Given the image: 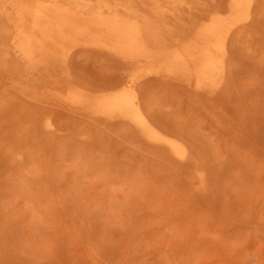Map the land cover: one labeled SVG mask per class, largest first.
I'll return each instance as SVG.
<instances>
[{"label": "rangeland", "instance_id": "1", "mask_svg": "<svg viewBox=\"0 0 264 264\" xmlns=\"http://www.w3.org/2000/svg\"><path fill=\"white\" fill-rule=\"evenodd\" d=\"M190 1L171 25L188 29L212 3L236 17L229 53L211 48L217 66L203 76L80 46L29 76L0 18V264H264V18L243 16L242 0ZM71 84L137 96L190 160L127 108L74 109L57 96Z\"/></svg>", "mask_w": 264, "mask_h": 264}, {"label": "bare ground", "instance_id": "2", "mask_svg": "<svg viewBox=\"0 0 264 264\" xmlns=\"http://www.w3.org/2000/svg\"><path fill=\"white\" fill-rule=\"evenodd\" d=\"M256 5L258 12L254 10ZM180 7L191 10L196 6L190 0H0V18L13 26L12 46L28 63L29 76L40 68L48 70L59 53L79 46L106 51L138 69L155 65L176 77L192 73L203 76L217 66L211 48L224 56L229 53L226 25L236 23V17L226 3L221 8L212 3L203 16H198L200 21L187 29L169 23L170 17L175 22L183 21L178 14ZM240 11L252 22L260 20L264 18V0H242ZM208 40L215 41L208 46ZM4 45L0 43V48ZM229 81L226 86L231 88L233 76ZM67 92L57 96L74 109L94 116L108 117L123 108L131 110L175 156L190 160L187 147L146 123L138 97L127 95L121 87L93 91L71 84ZM53 125L48 119L46 126ZM197 179L198 189L207 190V169H200Z\"/></svg>", "mask_w": 264, "mask_h": 264}]
</instances>
